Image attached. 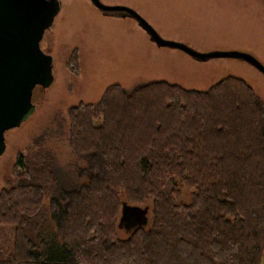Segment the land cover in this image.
<instances>
[{"label": "trees", "instance_id": "16d2710c", "mask_svg": "<svg viewBox=\"0 0 264 264\" xmlns=\"http://www.w3.org/2000/svg\"><path fill=\"white\" fill-rule=\"evenodd\" d=\"M68 57L76 65L73 50ZM57 136L80 163L58 161ZM177 183L189 190L186 202ZM121 201H149L150 217L119 237ZM262 257L264 101L232 74L203 89L165 79L108 84L17 151L0 189V264H264Z\"/></svg>", "mask_w": 264, "mask_h": 264}, {"label": "rangeland", "instance_id": "374dc122", "mask_svg": "<svg viewBox=\"0 0 264 264\" xmlns=\"http://www.w3.org/2000/svg\"><path fill=\"white\" fill-rule=\"evenodd\" d=\"M58 1L53 23L40 40L42 50L53 57V81L46 87H34L35 110L20 125L5 131L0 189L6 186L17 151H25L33 136L58 113L63 114L65 108L78 101H95L108 84L128 86L144 79H165L203 89L221 76L232 74L248 82L264 101V74L245 59H195L179 48L150 41L132 16L103 13L90 0ZM99 1L131 8L163 39L199 52L240 51L264 67V0ZM72 50L76 65L68 57ZM73 66L77 73L72 72ZM53 145L63 165L80 163L63 137L57 136ZM177 188L186 202L188 188L182 183H177ZM149 203L139 204L148 206V220ZM126 231L117 227L114 232L122 237Z\"/></svg>", "mask_w": 264, "mask_h": 264}, {"label": "water", "instance_id": "95a60500", "mask_svg": "<svg viewBox=\"0 0 264 264\" xmlns=\"http://www.w3.org/2000/svg\"><path fill=\"white\" fill-rule=\"evenodd\" d=\"M103 13L132 16L156 45L179 48L195 59L235 56L252 63L264 74V67L240 51H195L180 42L161 38L134 10L124 5L90 0ZM58 0H0V155L4 152L5 131L18 126L35 110L32 93L36 85L53 81V57L44 52L40 40L57 14ZM147 206L121 201L117 227L129 230L146 223Z\"/></svg>", "mask_w": 264, "mask_h": 264}]
</instances>
